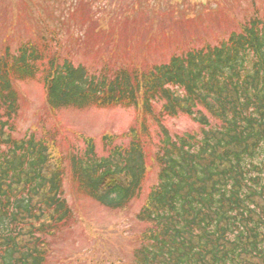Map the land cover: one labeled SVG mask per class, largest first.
<instances>
[{
  "label": "trees",
  "instance_id": "1",
  "mask_svg": "<svg viewBox=\"0 0 264 264\" xmlns=\"http://www.w3.org/2000/svg\"><path fill=\"white\" fill-rule=\"evenodd\" d=\"M258 21L221 46L190 50L147 73L92 74L70 61L59 69L49 46L7 48L0 61V264H46L50 249L40 236L73 216L52 141L14 137V79L39 70L53 108L138 106L160 123L181 112L200 126L176 139L162 128L155 140L146 125L123 135L127 145L105 136L106 155L93 139L66 154L79 192L112 210L128 208L154 176L137 216L149 227L135 264H264V19ZM46 62L48 71L40 66ZM158 99L164 104L155 114Z\"/></svg>",
  "mask_w": 264,
  "mask_h": 264
},
{
  "label": "rangeland",
  "instance_id": "2",
  "mask_svg": "<svg viewBox=\"0 0 264 264\" xmlns=\"http://www.w3.org/2000/svg\"><path fill=\"white\" fill-rule=\"evenodd\" d=\"M256 5L264 9V0H0V61L10 46L17 51L26 42H38L43 27L49 32L46 39L55 43L54 53L59 50L71 56L76 65L84 64L91 72L107 65L110 71L120 65L146 70L168 63L184 50L227 40L232 31L240 29L239 22L255 13ZM43 65L48 71V63ZM45 79L41 71L36 79L17 83L22 100L15 137H49L59 127L79 149L90 137L96 140L97 152L106 155L102 152L105 136L119 137L137 129L132 108L91 107L54 114L46 102ZM160 109L161 104L153 106L155 114ZM149 118L146 121L156 133ZM167 126L179 134L198 129L184 116L172 118ZM116 143L127 145L129 140ZM65 172L72 178L68 164ZM141 206L142 202H136L120 213L88 202L85 215L91 228L87 230L77 214L76 225L53 242L51 263L133 264L140 247L137 238L147 229L136 219Z\"/></svg>",
  "mask_w": 264,
  "mask_h": 264
}]
</instances>
